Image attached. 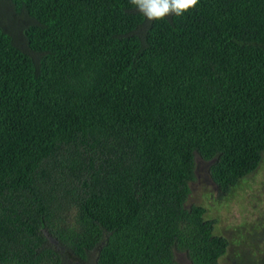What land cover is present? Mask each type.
<instances>
[{
    "label": "trees",
    "instance_id": "16d2710c",
    "mask_svg": "<svg viewBox=\"0 0 264 264\" xmlns=\"http://www.w3.org/2000/svg\"><path fill=\"white\" fill-rule=\"evenodd\" d=\"M199 162H264V0H0V264H222Z\"/></svg>",
    "mask_w": 264,
    "mask_h": 264
},
{
    "label": "rangeland",
    "instance_id": "374dc122",
    "mask_svg": "<svg viewBox=\"0 0 264 264\" xmlns=\"http://www.w3.org/2000/svg\"><path fill=\"white\" fill-rule=\"evenodd\" d=\"M207 163L199 162L198 180L188 204L206 203L219 219L218 228L233 244L222 264H264V162L231 195L220 197L208 175ZM214 185V186H213ZM183 264H192L178 253Z\"/></svg>",
    "mask_w": 264,
    "mask_h": 264
},
{
    "label": "clouds",
    "instance_id": "9594fccd",
    "mask_svg": "<svg viewBox=\"0 0 264 264\" xmlns=\"http://www.w3.org/2000/svg\"><path fill=\"white\" fill-rule=\"evenodd\" d=\"M199 0H130L148 21L159 20L175 14L181 16L193 9Z\"/></svg>",
    "mask_w": 264,
    "mask_h": 264
},
{
    "label": "water",
    "instance_id": "95a60500",
    "mask_svg": "<svg viewBox=\"0 0 264 264\" xmlns=\"http://www.w3.org/2000/svg\"><path fill=\"white\" fill-rule=\"evenodd\" d=\"M50 239H51L52 241H56V240H55L54 238H52V237H51Z\"/></svg>",
    "mask_w": 264,
    "mask_h": 264
}]
</instances>
